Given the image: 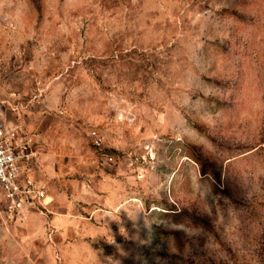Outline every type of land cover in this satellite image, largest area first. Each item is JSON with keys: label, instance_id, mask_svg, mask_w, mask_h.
Returning a JSON list of instances; mask_svg holds the SVG:
<instances>
[{"label": "rangeland", "instance_id": "rangeland-1", "mask_svg": "<svg viewBox=\"0 0 264 264\" xmlns=\"http://www.w3.org/2000/svg\"><path fill=\"white\" fill-rule=\"evenodd\" d=\"M0 126V264H264V0H0Z\"/></svg>", "mask_w": 264, "mask_h": 264}, {"label": "built area", "instance_id": "built-area-1", "mask_svg": "<svg viewBox=\"0 0 264 264\" xmlns=\"http://www.w3.org/2000/svg\"><path fill=\"white\" fill-rule=\"evenodd\" d=\"M101 142L98 138L99 145ZM36 162L34 140L19 127L0 126V195L10 216L50 203L45 187L35 178Z\"/></svg>", "mask_w": 264, "mask_h": 264}, {"label": "crops", "instance_id": "crops-1", "mask_svg": "<svg viewBox=\"0 0 264 264\" xmlns=\"http://www.w3.org/2000/svg\"><path fill=\"white\" fill-rule=\"evenodd\" d=\"M35 168H36V164H35ZM35 173H36V169H35ZM49 201H50V197H49Z\"/></svg>", "mask_w": 264, "mask_h": 264}]
</instances>
